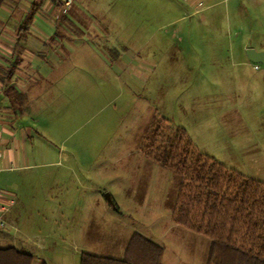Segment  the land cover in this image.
Here are the masks:
<instances>
[{"label":"rangeland","instance_id":"1","mask_svg":"<svg viewBox=\"0 0 264 264\" xmlns=\"http://www.w3.org/2000/svg\"><path fill=\"white\" fill-rule=\"evenodd\" d=\"M70 1L65 64L33 87L30 161L1 177L15 205L0 249L123 259L137 232L163 264H207L211 240L174 220L178 170L202 154L264 184V65L248 55L264 50L263 4Z\"/></svg>","mask_w":264,"mask_h":264},{"label":"trees","instance_id":"2","mask_svg":"<svg viewBox=\"0 0 264 264\" xmlns=\"http://www.w3.org/2000/svg\"><path fill=\"white\" fill-rule=\"evenodd\" d=\"M188 156L178 170L182 180L175 223L211 240L207 264H264V184L202 154ZM164 164L172 167L167 158ZM163 254L159 244L136 232L123 259L85 255L82 264H163ZM34 261L16 248L0 249V264Z\"/></svg>","mask_w":264,"mask_h":264},{"label":"crops","instance_id":"3","mask_svg":"<svg viewBox=\"0 0 264 264\" xmlns=\"http://www.w3.org/2000/svg\"><path fill=\"white\" fill-rule=\"evenodd\" d=\"M0 0V184L3 174L29 162V141L34 127L33 87L43 76H53L65 64V35L58 27L59 14L71 1ZM191 1V0H190ZM193 1V0H192ZM253 0H249L251 5ZM219 0L211 6L219 5ZM248 2V1H247ZM59 3H61L59 5ZM260 17L264 18V0ZM45 6V10H41ZM46 12V13H45ZM260 22V20H259ZM264 22V20H263ZM261 24H264L261 22ZM62 41V42H61ZM264 53L263 49H254ZM43 75V76H42ZM0 205H15L11 194L0 188ZM7 214V216H8Z\"/></svg>","mask_w":264,"mask_h":264},{"label":"built area","instance_id":"4","mask_svg":"<svg viewBox=\"0 0 264 264\" xmlns=\"http://www.w3.org/2000/svg\"><path fill=\"white\" fill-rule=\"evenodd\" d=\"M188 1V0H186ZM2 157V155L0 154V158ZM10 210L9 206H2L0 205V229H7V227H9V224L6 220V216L8 214Z\"/></svg>","mask_w":264,"mask_h":264},{"label":"water","instance_id":"5","mask_svg":"<svg viewBox=\"0 0 264 264\" xmlns=\"http://www.w3.org/2000/svg\"><path fill=\"white\" fill-rule=\"evenodd\" d=\"M248 55L251 61L255 63H262L264 65V53H258L254 50H249ZM108 200L112 203L110 195H107Z\"/></svg>","mask_w":264,"mask_h":264}]
</instances>
